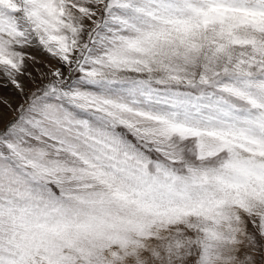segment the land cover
Masks as SVG:
<instances>
[{
    "label": "snow or ice",
    "instance_id": "obj_1",
    "mask_svg": "<svg viewBox=\"0 0 264 264\" xmlns=\"http://www.w3.org/2000/svg\"><path fill=\"white\" fill-rule=\"evenodd\" d=\"M0 264H264V0H0Z\"/></svg>",
    "mask_w": 264,
    "mask_h": 264
},
{
    "label": "rangeland",
    "instance_id": "obj_2",
    "mask_svg": "<svg viewBox=\"0 0 264 264\" xmlns=\"http://www.w3.org/2000/svg\"><path fill=\"white\" fill-rule=\"evenodd\" d=\"M34 54H37L38 55V53H34ZM11 88H12V86L11 85H8V88L7 89H4V91L6 92V91H8Z\"/></svg>",
    "mask_w": 264,
    "mask_h": 264
}]
</instances>
